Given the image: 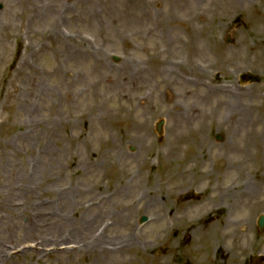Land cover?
I'll list each match as a JSON object with an SVG mask.
<instances>
[{
	"label": "rangeland",
	"instance_id": "1",
	"mask_svg": "<svg viewBox=\"0 0 264 264\" xmlns=\"http://www.w3.org/2000/svg\"><path fill=\"white\" fill-rule=\"evenodd\" d=\"M133 1L0 0V199L11 190L14 194H9L8 203L20 206L11 226L12 214L0 200V264H104L95 261L93 250L66 252L60 246L80 245L76 242L86 233L71 231L87 222L94 229L104 222V229L99 228L106 240L126 237L128 225L117 223L116 218L125 214L128 205L134 224L130 232L137 239L132 246L107 254L110 264H264V227L257 226L258 216L264 215V166L230 167L221 181L224 168H218L224 161L214 155L228 141L249 142L251 151L255 148L250 132L255 121L256 129L264 128L260 121L264 101L249 88L233 98L244 105L241 125L231 114V99L226 97L230 95L204 86L213 88L219 80L225 81L223 86L256 83L264 93V72L236 71L233 63L221 68L218 56L221 46L235 53L236 42L245 38L252 60L264 62V0H243L237 5L235 0H144L155 21L123 22ZM31 3L37 6L29 12ZM167 14L174 19L168 21ZM159 17L161 22H172L170 26L195 24L198 44L203 46L202 55H196L198 70L193 56L187 55L191 48L173 46L168 53L177 56L170 58L167 70L154 73L149 55L137 48L141 41L130 32L120 39L121 32L134 25L139 32L156 30ZM183 26L179 36L185 38L192 24ZM174 35L170 32L169 39ZM112 54L118 56L116 61ZM175 58L182 64L173 63ZM130 76L142 87L138 109L149 117L155 142L150 152L140 142L130 141V136H122L124 121L113 137L96 130L104 124V111L100 116L101 112L89 110L96 100L104 99L89 87L127 86ZM166 88L174 93L170 101ZM108 106L117 105L110 101ZM189 108L195 118L180 121ZM174 110L182 116L173 115ZM159 119L164 121L160 134L155 129ZM217 133L222 140H216ZM200 136L214 144L200 152L206 159L201 170L208 178L185 190L188 197L205 195L199 205L185 209V200L174 187L181 179L180 158L192 152ZM113 140L129 154H113ZM123 164L130 170L128 175L120 173ZM231 179L238 186L250 182L248 193L253 194L243 196L238 191L219 200L208 182ZM118 185L122 191L113 192ZM62 190L65 193L59 194ZM170 209L176 212L172 218ZM142 216L146 221L140 222ZM29 217L38 219L39 232L51 235L54 245L34 246L38 233L17 227ZM225 218L230 224L206 237V224L218 223L220 228ZM67 231L71 234L61 238ZM184 232L190 234L187 239Z\"/></svg>",
	"mask_w": 264,
	"mask_h": 264
},
{
	"label": "bare ground",
	"instance_id": "2",
	"mask_svg": "<svg viewBox=\"0 0 264 264\" xmlns=\"http://www.w3.org/2000/svg\"><path fill=\"white\" fill-rule=\"evenodd\" d=\"M243 0H235L233 4L237 5L238 3L242 2ZM176 4V3H175ZM35 3H31L30 6H28V11L31 12L32 9L36 8ZM131 8L128 13H126L122 19H124L123 22H154L155 17L153 16V12L151 10V7L149 6L148 1L144 0H138V1H133V3L130 5ZM234 10L235 8L232 7ZM138 10V11H137ZM166 16L167 20L174 19V15L172 14H167L164 15ZM235 19L238 21L240 18L239 16H235ZM191 20V19H190ZM189 20V21H190ZM157 22L159 21L158 18L156 19ZM172 22H162L159 26V30L162 34L160 43L158 44L157 41L155 40L154 43L156 46L160 45V49H158L155 52V57H152L150 60L151 62H155L154 64H151V69L154 73L161 72L163 70H167L169 63H170V58L166 56V54L169 56L168 51L170 50L171 47L175 46L177 48H191L192 51L189 53L191 54L190 56H193L194 58L196 54H200L199 52L201 50V45L200 41L196 37V32L195 29V24L193 22H182V23H177L176 25L170 26ZM134 25L133 23H131ZM175 24V23H174ZM181 24L184 25V28H186V24H192V31L189 36H187L185 39H182L179 34L182 29ZM246 23H242L241 25H244ZM133 28H136L134 25ZM137 29V28H136ZM262 32H264V25L261 28ZM151 31V28L145 29L144 32ZM170 32H175V35L169 39V33ZM135 34L141 33L139 31H134ZM235 53H230L228 51H223L221 54H219V62L221 65V68L224 67H229L233 63L234 70L240 71L242 69H256L264 72V62L256 63L255 61L252 60V55L248 50L246 44H245V38L242 40L240 39L238 42L235 44ZM245 48V52L241 53L240 50H243ZM193 49H196V51H193ZM157 55H161L160 58L156 57ZM261 56V54H259ZM238 60L239 62L237 63ZM195 66V65H194ZM129 69V68H128ZM196 70H198L196 66ZM126 82L127 86H119L116 88L104 85V86H91L89 89L91 90L92 93H99L104 96V99L102 100H96L89 110L94 114L95 112H101L100 116H103V111H104V119L102 122L104 124L100 125L98 128H95L96 130H100L101 133H107L108 137H113L115 132L117 131V125L121 121L125 122L124 127L122 130V136H130V141H137L140 142L143 146L147 148V150L150 152L152 148L155 146V142L151 139V129L149 128L148 121L149 117L145 111L138 109V107H142V105L138 104V99L141 97V94L139 90L142 88L140 85H137L133 82V77H126ZM224 80L219 81V87H216L215 89H207V91H224L228 93L230 96H226L228 99H231L230 103V108H231V114L232 112L237 115V118L235 121H240L241 125L243 123V118H242V111L244 109V105H241L240 102L235 103L233 98L240 96L244 93V90L247 88L251 89L252 92L256 97L261 98L264 101V93L262 92L261 88L258 86V84L253 83V84H246V85H240L237 86L235 84H232L234 86H223L221 85ZM113 101L115 107L111 108L108 106V102ZM229 101V100H228ZM227 101V102H228ZM145 107V106H144ZM250 108V107H249ZM179 110H174V114L176 116H182L180 113H178ZM84 112L80 115L82 116ZM195 118L194 116V110L188 109V112L186 115L180 118L181 120H184L185 122L189 121L190 119ZM261 122H264V111L261 115L260 118ZM255 123H253V128L250 132V142L252 144V147H255L254 149H250L249 147V142L242 144L241 142L234 141V142H225L222 145L217 148V151L214 153V155L217 158H220L224 161L225 167H224V172L226 175V170L230 169V167H236V168H246L248 166H254L255 164H259L261 166H264V128L262 129H256L255 128ZM219 126H221V123H218ZM175 127H178L177 125L174 124ZM179 128H176V130ZM234 144V147H233ZM164 147V144H163ZM208 147L209 149L214 147V144L207 140L204 136H200L199 140L197 141V145L194 146V149L192 152L188 154H184L183 157L180 158L182 162V168L179 170L177 174L180 176V181L178 182L177 185H175V190L177 191L176 194L178 196H182L183 199L185 200V209L188 207H195V205H199L201 203V200L204 198V195H196V197H188L187 195V190H185L186 187H188L191 184H202L205 182V180L208 178L207 173H205V170H201V167L205 165L206 159L204 157L200 156V152L203 148ZM166 153L171 152L168 145ZM110 151L113 154H119L121 157L122 156H127L129 153L125 152L121 146H118L116 142L113 140L112 145L110 147ZM177 153V151L175 150ZM127 158V157H126ZM188 167V168H186ZM120 173L123 175H128L130 173V170L127 167V164H123V166L120 169ZM224 178L221 180L223 181ZM221 181L218 182H211L209 181L208 184L210 185V188L212 191H217V196L219 197V200L222 201L223 198H227L229 195H231L234 192H238L239 194L243 196H248L250 193L253 194L250 190L248 193L249 189V183L250 182H239V186L235 185V180L231 179V181L224 183ZM238 186V187H237ZM237 187V188H235ZM115 190L113 192H121L123 188H119V185L114 188ZM22 193V189L20 190ZM59 194L65 193V191H58ZM146 192V191H145ZM12 193L10 191H6L4 194V197L1 198L0 200L2 203L4 202L6 204V208L8 209L9 213L12 214L11 216V226L15 225L16 223L14 220L17 218V215L19 214V209L20 206L17 205L16 203L13 204L12 201H7V198L9 194ZM14 194V193H12ZM147 195H148V190H147ZM60 196V195H59ZM155 196V193L152 195ZM64 199H66V196H63ZM210 197L205 198V201H209ZM213 205L216 204L217 201H214L212 199ZM91 204V203H89ZM13 206V208H10L8 206ZM89 207V205H88ZM130 210V205L127 206L125 210V214L122 217H117L116 222L120 224H127L129 228V233L127 234L126 237L119 238L118 242L110 243L106 240V236L102 233L95 234V231L99 227L100 223L96 226L94 229V224L91 225V223L87 222L85 224L84 229L83 227L80 229L79 227L75 226L72 228L71 233H73V230L79 231V233L84 235L85 239H82L83 241V248L78 247L77 251H81L82 249H89L95 251L96 255L94 257L95 261H98L102 263L101 260H104V264H110L107 259L106 255L119 252L123 249H125L128 246H132L134 244V240L137 239V235L130 232L133 230L134 224L133 221L130 217V214L127 213ZM176 214L175 211L170 209L168 211V215L170 218L174 217ZM42 217V215L40 216ZM37 218L29 217L26 222L23 224H18V228L26 229L29 232L33 233H38L39 239V245L44 246V245H50L54 244L55 240H53L52 236L44 233L41 235L42 229L38 226ZM65 224L70 225V222L68 220H63ZM56 222V220H55ZM77 222V221H76ZM75 222V223H76ZM96 222V221H95ZM230 224L227 218L223 219L222 225L219 228L218 223L215 226L214 222H209L205 226L206 230V237L210 238L212 233L215 231H220L221 228L227 227ZM114 225V223H113ZM94 229V230H93ZM70 231H67L66 234L61 236V238H67L69 236ZM184 238L187 239V237L190 236L187 235L186 232L183 233ZM117 240V238H115ZM28 241V240H27ZM110 244L116 246V248L109 249L107 246ZM69 251H72L71 249ZM104 256V259H103Z\"/></svg>",
	"mask_w": 264,
	"mask_h": 264
},
{
	"label": "water",
	"instance_id": "3",
	"mask_svg": "<svg viewBox=\"0 0 264 264\" xmlns=\"http://www.w3.org/2000/svg\"><path fill=\"white\" fill-rule=\"evenodd\" d=\"M263 218H260V220H259V223H260V225H263Z\"/></svg>",
	"mask_w": 264,
	"mask_h": 264
}]
</instances>
